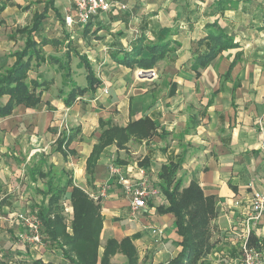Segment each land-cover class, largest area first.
<instances>
[{
    "label": "crops",
    "instance_id": "crops-1",
    "mask_svg": "<svg viewBox=\"0 0 264 264\" xmlns=\"http://www.w3.org/2000/svg\"><path fill=\"white\" fill-rule=\"evenodd\" d=\"M110 1L111 9L98 14L87 27H68L64 18L74 15L70 0H0V75L10 70L13 54L22 51L28 37L36 41L41 55L40 61L31 60L27 71V80L41 85L35 92L41 91L40 102L36 106L13 104L10 113L0 116V242L22 246L18 232L31 233L17 214L37 215L35 205L43 200L40 191L46 180L64 183L69 169L68 178L89 197L106 182L110 185L100 201L90 197L100 206L102 217L99 258L107 239L119 242L128 237L138 255L136 264H166L181 249L173 214L157 210L168 205L158 175L172 161L181 165L177 176L184 186L194 179L205 196L214 197L217 215L212 219L223 224L231 242L235 236L230 234L240 235L242 243L251 192L264 189L260 150L264 138V0ZM36 22L38 27L30 31ZM71 28L79 30L83 51L67 50L61 59L53 41L60 44L50 33L59 29L66 34ZM218 32L226 34L233 47L219 51L204 68L194 69V58L207 51L201 40ZM158 43L170 51L151 68L153 77H138L142 69L118 61L139 47L144 48L140 55L144 58L149 54L146 47ZM71 54L78 58L72 69ZM83 57L100 84L93 94L77 96L67 105L64 100L72 80L85 86L72 78L74 70L86 73L80 61ZM58 79L61 87L55 95ZM9 99L2 95L0 106ZM145 116L155 126L149 137L131 135L123 144L114 141L102 148L95 162L88 163L102 130L123 128ZM62 135L70 141L58 149ZM133 143L141 154L139 160L130 162L127 157L136 153L130 151ZM110 164L126 169L131 179L145 176L158 190L136 216L129 211V200L120 186L109 179ZM48 170L52 174L39 176ZM70 191L59 202L69 235ZM253 230L264 240V224ZM56 241H50L41 226L36 242L40 252L32 261L69 264L58 244L61 239ZM234 256L233 261L237 260ZM110 262L125 264L126 256L119 251Z\"/></svg>",
    "mask_w": 264,
    "mask_h": 264
},
{
    "label": "trees",
    "instance_id": "trees-1",
    "mask_svg": "<svg viewBox=\"0 0 264 264\" xmlns=\"http://www.w3.org/2000/svg\"><path fill=\"white\" fill-rule=\"evenodd\" d=\"M87 26L88 24L85 27ZM37 27L38 22L30 31L35 30ZM201 41H205L207 51L194 58L192 65L194 69H197L198 66L204 68L219 51L233 47L228 36L223 32L209 34L205 37V40L203 38ZM146 48H148L149 54L144 58L140 57L144 48L139 47L135 52L118 61L127 66L136 65L142 70L151 69L170 51L166 44L159 43L149 45ZM13 55L15 61L12 67L3 75H0V97L2 95L10 96L9 101L0 106V116L10 113L13 104L36 106L41 98V91L35 93L37 87L41 85H38L35 81L27 80V71L31 68V60L40 61L41 59L39 51L36 50V41L28 37L22 51H17ZM53 60L57 61L56 58ZM80 61L86 70L85 86L80 87L72 80L70 91L64 100L67 105H70L77 96L85 95V93L93 94L100 84V80L95 76L87 59L83 57L80 58ZM65 67L66 65H62V68ZM68 73H66L67 76ZM154 128V124L145 116L143 119L133 121L123 128L115 127L102 130L99 143L93 146L88 163L95 162L98 159L105 145L114 141L123 144L131 138V135L136 138L149 137ZM69 141L68 135H62L57 143V148L62 149ZM180 168L179 162L170 161L163 165L158 175L160 181H162L160 192L165 195L168 205L157 210L162 213L173 214L176 234L181 239L179 241L181 249L178 255L166 264H194L205 258L212 247L209 239V221L217 215L214 197L205 196L198 182L194 179L188 186H184L181 176H177ZM30 171L36 173V169ZM39 174L43 177V175L47 176L52 172L48 170L45 174ZM52 180L53 178H49L44 183L45 186L40 191L43 200L35 205V213H37L43 232L46 233L48 239L55 242H57V239H61L58 244L62 248L63 257L69 261V264H113L110 259L119 251L126 256L125 264L137 263L138 255H136L132 241L128 237L120 239L119 242L112 238L107 239L99 258V234L102 230L100 206L81 188L72 183L70 178H67L64 183L58 182V184L53 183L54 180ZM68 188H71L69 198L73 213L71 235L66 232L62 221L63 217L59 213L61 209L60 199ZM45 199H47V202H45ZM247 238L249 247L264 249V240L258 237L254 230L250 231ZM235 257L237 258V256ZM32 264H42V262L36 260Z\"/></svg>",
    "mask_w": 264,
    "mask_h": 264
},
{
    "label": "built area",
    "instance_id": "built-area-1",
    "mask_svg": "<svg viewBox=\"0 0 264 264\" xmlns=\"http://www.w3.org/2000/svg\"><path fill=\"white\" fill-rule=\"evenodd\" d=\"M73 5L74 15L66 16L64 18L65 24L69 27L78 25L84 27L93 20L98 14L108 12L111 7L110 0H70ZM154 71L152 69L140 70L137 76L153 77ZM104 94H107L106 88L102 89ZM261 128V132H262ZM263 133V132H262ZM264 135V134H263ZM260 150L264 158V138L260 145ZM109 179L113 180L120 186L125 196L129 200V211L132 216H136L141 209L147 206L148 200L151 197L157 196L158 190L150 186L148 179L142 175L139 180L131 179L127 170L119 164H110L108 166ZM141 174H143L141 172ZM252 186V183L248 185ZM110 185L106 182L97 194H90V197L95 201H100L105 196ZM249 203V211L245 217L246 231L243 236V242L239 248V257L235 264H264V249H256L247 245V236L259 223L264 224V189L259 190L254 188L251 192ZM16 218L28 230L30 240L34 242L40 241L41 223L37 215L34 213H19ZM152 232H156L153 229Z\"/></svg>",
    "mask_w": 264,
    "mask_h": 264
},
{
    "label": "rangeland",
    "instance_id": "rangeland-1",
    "mask_svg": "<svg viewBox=\"0 0 264 264\" xmlns=\"http://www.w3.org/2000/svg\"><path fill=\"white\" fill-rule=\"evenodd\" d=\"M59 20L64 21L62 18L58 17ZM65 22V21H64ZM63 27V24L61 25ZM65 26V25H64ZM63 30L55 29L52 33H50V36L52 38H55V40L60 44H55L53 41V47L55 48L56 51V56L61 57V59H65L64 55L67 50H77L78 52L83 51L84 47V41L81 39V34L79 33V30L76 28H71L69 30H65L64 34L62 32ZM72 55V54H71ZM78 58L76 55H72L70 57V64H71V69L75 67V63L77 62ZM83 68V67H82ZM59 70V69H58ZM73 76L72 78L75 80V82L79 84H83L85 81L83 79L85 72L83 70L80 71H73ZM32 75V73H31ZM60 79L57 80L56 82V88L54 89L53 93L57 95V90L61 87V82L59 81ZM66 91V89H65ZM139 146L136 143H133L132 146L130 147V151L136 152L135 155L128 156L127 160L130 162L133 159L139 160L140 158V151H139ZM128 155L130 153H127ZM25 158V156H22ZM66 175L67 178L71 176V170H66ZM71 180V177H70ZM222 223H217L216 220L210 219L209 221V239L210 242L212 243V247L210 248V251L208 252V255L197 261L194 264H235L237 260L233 261L234 259L232 258L234 255L237 256L238 259L240 253H239V248H240V243L242 241V238H240V235H232L235 236L231 242L230 236H228L225 231H223V224ZM23 229V228H22ZM0 232H2L0 230ZM227 232V231H226ZM20 233V234H19ZM24 235V229L20 232H18L17 239H20L23 244L22 246H8V245H3L2 242H0V264L5 263V264H32L33 263V258L36 253L40 252V248H38L37 245L38 243L30 240L31 235ZM22 236V237H20ZM234 243V241H236ZM28 246V247H27ZM29 247L32 249L28 251ZM225 250V251H224ZM26 251L28 252L26 254ZM225 252V253H223ZM234 256V257H235ZM233 259V260H231ZM45 260H47L45 258ZM47 262V261H45ZM49 264V263H46ZM140 264V263H138ZM145 264V263H141Z\"/></svg>",
    "mask_w": 264,
    "mask_h": 264
}]
</instances>
